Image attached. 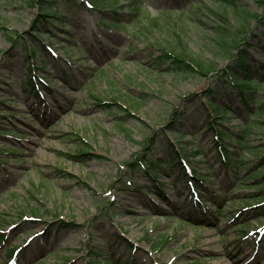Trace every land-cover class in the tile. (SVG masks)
I'll list each match as a JSON object with an SVG mask.
<instances>
[{
	"label": "rangeland",
	"instance_id": "obj_1",
	"mask_svg": "<svg viewBox=\"0 0 264 264\" xmlns=\"http://www.w3.org/2000/svg\"><path fill=\"white\" fill-rule=\"evenodd\" d=\"M235 1L50 0L49 25L38 2L0 0V264H264V112L225 77L156 60L231 66L211 36L244 27L264 84V0ZM214 126L233 137L229 164ZM147 160L166 162L154 179Z\"/></svg>",
	"mask_w": 264,
	"mask_h": 264
},
{
	"label": "trees",
	"instance_id": "obj_2",
	"mask_svg": "<svg viewBox=\"0 0 264 264\" xmlns=\"http://www.w3.org/2000/svg\"><path fill=\"white\" fill-rule=\"evenodd\" d=\"M38 2L39 8L41 11V16L44 18L49 17H55L56 15H61L62 12L59 10L57 6L54 8H44L43 3L50 1V0H34ZM68 2L72 3L76 0H67ZM135 2V0H132ZM225 5L229 6H235V0H219ZM89 3H91L94 6H101V7H110L112 4H118V0H109L106 3H99L97 0H88ZM111 5H110V3ZM55 4V3H53ZM216 15L223 20L227 19V16L224 14H221L219 12H214ZM114 14H116V11L114 10ZM116 20H120L118 16L114 17ZM259 17L256 18L258 20ZM53 21V20H52ZM259 22H262V19H259ZM236 28L237 30L234 31L232 28L226 24H219L216 27V30L214 32V36H211L214 42H216L221 47H228L232 46L234 49H236L235 53V59L234 64L231 66H226L224 68H214L213 65L205 64L203 62H197L194 61L190 56L186 55L184 52H176L174 53L171 51H167L165 49L161 50V53L159 56H157V66L162 67L164 65H167L166 70L169 73H174L178 75H184V76H194L195 74H203L205 76L212 75L217 76L218 78L225 77V82L227 84H231L232 89L236 91V95L238 99L244 104V110L245 113L251 112V113H258V112H264V96L263 98L259 99L257 101V108H253L250 106L249 101H253L255 98V94L258 92V89H261L262 94L264 95V88H262V83H255L253 80V70L251 65L248 62V57L245 52V49L242 48L240 45L241 42L238 43V38L240 33H245V28ZM241 39H246L245 36H241ZM241 46V47H240ZM228 77V79H227ZM31 82V80H30ZM212 110L218 114L220 113V116H224L226 112H229L230 109L227 108L224 105L218 104L215 100H211L209 102ZM220 122H216V124L222 123L223 118H219ZM216 130L214 131V143H217V147L219 148V152L223 156V161L226 163H231L233 160V157L231 156V153L229 152L230 140L233 138L232 135L228 131H224L221 129H218L217 126ZM248 132V129H245L243 132ZM246 137V135H245ZM220 141V143H218ZM240 142V141H239ZM227 143V144H226ZM250 146L246 145L245 148H249ZM178 156V155H176ZM188 158V157H187ZM148 163L151 165V167L148 170L149 175H151L154 178V175H156V172L154 171L155 168H162L165 165L164 161L158 160V161H149ZM173 162H177L176 160H173ZM173 163V164H174ZM130 166H133V169H137V167L140 165L143 168H146V164L144 160L135 161L134 163L129 164ZM180 166H183L182 163H179ZM154 171V172H152ZM196 171L194 170V173ZM154 173V174H153ZM161 186V185H160ZM249 206V204H245V207ZM259 205L255 206L254 208H257ZM32 214L37 215L38 212L32 211ZM2 242V240H0ZM13 250L10 251V253ZM9 253V254H10ZM97 259V257H96ZM95 259V260H96ZM117 264V263H114Z\"/></svg>",
	"mask_w": 264,
	"mask_h": 264
}]
</instances>
